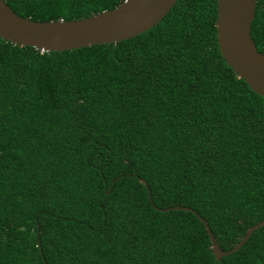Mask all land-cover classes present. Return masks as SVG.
<instances>
[{"label":"trees","instance_id":"obj_1","mask_svg":"<svg viewBox=\"0 0 264 264\" xmlns=\"http://www.w3.org/2000/svg\"><path fill=\"white\" fill-rule=\"evenodd\" d=\"M4 1L49 21L125 0ZM217 7L71 50L0 36V264H264V225L217 259L198 217L224 251L264 219V96L223 58ZM252 37L264 52V0Z\"/></svg>","mask_w":264,"mask_h":264},{"label":"water","instance_id":"obj_2","mask_svg":"<svg viewBox=\"0 0 264 264\" xmlns=\"http://www.w3.org/2000/svg\"><path fill=\"white\" fill-rule=\"evenodd\" d=\"M176 1L125 0L110 10L84 18L39 21L17 14L4 0H0V36L14 44L44 51L116 43L155 26ZM217 4V37L223 58L255 93L264 96V52L258 50L252 37L257 0H217ZM198 217L206 227L217 259L239 250L251 234L264 225L263 219L250 227L236 246L224 251L216 244L208 223Z\"/></svg>","mask_w":264,"mask_h":264}]
</instances>
